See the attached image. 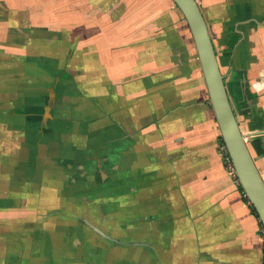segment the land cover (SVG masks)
<instances>
[{
  "label": "crops",
  "instance_id": "obj_1",
  "mask_svg": "<svg viewBox=\"0 0 264 264\" xmlns=\"http://www.w3.org/2000/svg\"><path fill=\"white\" fill-rule=\"evenodd\" d=\"M198 2L264 129V0ZM223 145L173 0H0V264H264Z\"/></svg>",
  "mask_w": 264,
  "mask_h": 264
},
{
  "label": "water",
  "instance_id": "obj_2",
  "mask_svg": "<svg viewBox=\"0 0 264 264\" xmlns=\"http://www.w3.org/2000/svg\"><path fill=\"white\" fill-rule=\"evenodd\" d=\"M183 14L192 35L201 72L221 139L236 177L264 228V178L249 149L247 139L264 136V129L243 133L237 120L208 24L198 0H173ZM244 78V91L246 90Z\"/></svg>",
  "mask_w": 264,
  "mask_h": 264
},
{
  "label": "built area",
  "instance_id": "obj_3",
  "mask_svg": "<svg viewBox=\"0 0 264 264\" xmlns=\"http://www.w3.org/2000/svg\"><path fill=\"white\" fill-rule=\"evenodd\" d=\"M222 150H223V155H224V158H225L226 162L228 163V165H229V167L232 169V171L235 172L234 167H233V164H232V162H231V159H230V157H229V155H228V153H227V150H226V148H225L224 145H223V147H222Z\"/></svg>",
  "mask_w": 264,
  "mask_h": 264
},
{
  "label": "rangeland",
  "instance_id": "obj_4",
  "mask_svg": "<svg viewBox=\"0 0 264 264\" xmlns=\"http://www.w3.org/2000/svg\"><path fill=\"white\" fill-rule=\"evenodd\" d=\"M220 67H221V65H220ZM227 84V83H226ZM233 89H232V87H231V91H232V94L237 98V96H239V94H240V91H239V88H240V86H239V84H237V83H235L234 82V84H233ZM228 88H229V86H228ZM229 91H230V89H229ZM234 91V92H233ZM233 102V101H232Z\"/></svg>",
  "mask_w": 264,
  "mask_h": 264
},
{
  "label": "flooded vegetation",
  "instance_id": "obj_5",
  "mask_svg": "<svg viewBox=\"0 0 264 264\" xmlns=\"http://www.w3.org/2000/svg\"><path fill=\"white\" fill-rule=\"evenodd\" d=\"M225 74V73H224ZM226 75V74H225ZM227 75H226V79H225V83H227ZM226 86H227V90H228V93H229V97H230V99L232 100L233 99V103L235 102V96L232 94V91H231V87H232V85L230 84V83H227L226 84ZM228 86H229V88H228ZM229 89H230V91H229ZM232 102V101H231ZM234 106V105H233ZM234 109H235V107H234ZM235 111V110H234Z\"/></svg>",
  "mask_w": 264,
  "mask_h": 264
},
{
  "label": "trees",
  "instance_id": "obj_6",
  "mask_svg": "<svg viewBox=\"0 0 264 264\" xmlns=\"http://www.w3.org/2000/svg\"><path fill=\"white\" fill-rule=\"evenodd\" d=\"M236 83L238 84V82H236ZM233 84H234V83H233ZM233 84H232V89H233V87H234ZM233 92H234V91H233Z\"/></svg>",
  "mask_w": 264,
  "mask_h": 264
}]
</instances>
